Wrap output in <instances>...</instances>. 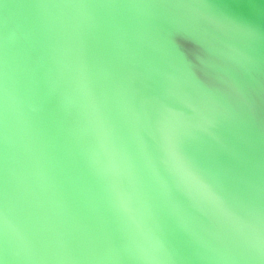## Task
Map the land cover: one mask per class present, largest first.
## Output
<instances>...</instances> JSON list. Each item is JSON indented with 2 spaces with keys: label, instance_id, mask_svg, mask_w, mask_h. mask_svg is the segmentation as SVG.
I'll list each match as a JSON object with an SVG mask.
<instances>
[{
  "label": "water",
  "instance_id": "1",
  "mask_svg": "<svg viewBox=\"0 0 264 264\" xmlns=\"http://www.w3.org/2000/svg\"><path fill=\"white\" fill-rule=\"evenodd\" d=\"M0 264H264V0H0Z\"/></svg>",
  "mask_w": 264,
  "mask_h": 264
},
{
  "label": "snow or ice",
  "instance_id": "2",
  "mask_svg": "<svg viewBox=\"0 0 264 264\" xmlns=\"http://www.w3.org/2000/svg\"><path fill=\"white\" fill-rule=\"evenodd\" d=\"M194 178V177H193Z\"/></svg>",
  "mask_w": 264,
  "mask_h": 264
}]
</instances>
